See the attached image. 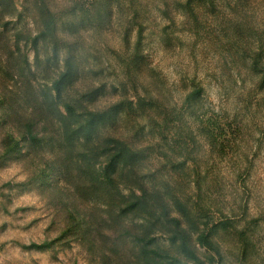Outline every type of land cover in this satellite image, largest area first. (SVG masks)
I'll return each instance as SVG.
<instances>
[{"label": "rangeland", "instance_id": "1", "mask_svg": "<svg viewBox=\"0 0 264 264\" xmlns=\"http://www.w3.org/2000/svg\"><path fill=\"white\" fill-rule=\"evenodd\" d=\"M0 264H264V0H0Z\"/></svg>", "mask_w": 264, "mask_h": 264}]
</instances>
